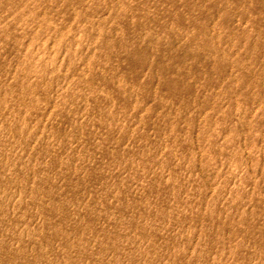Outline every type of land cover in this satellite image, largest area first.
Returning a JSON list of instances; mask_svg holds the SVG:
<instances>
[{
    "label": "rangeland",
    "instance_id": "rangeland-1",
    "mask_svg": "<svg viewBox=\"0 0 264 264\" xmlns=\"http://www.w3.org/2000/svg\"><path fill=\"white\" fill-rule=\"evenodd\" d=\"M0 264H264V0H0Z\"/></svg>",
    "mask_w": 264,
    "mask_h": 264
}]
</instances>
